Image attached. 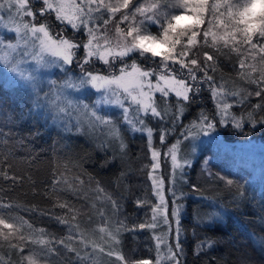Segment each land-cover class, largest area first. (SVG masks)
<instances>
[{
  "label": "snow or ice",
  "instance_id": "6c2138e0",
  "mask_svg": "<svg viewBox=\"0 0 264 264\" xmlns=\"http://www.w3.org/2000/svg\"><path fill=\"white\" fill-rule=\"evenodd\" d=\"M0 67L29 89L26 112L0 102V264H185V185L202 195L187 179L195 142L218 126H264V0H0ZM205 91L214 109L193 115ZM53 133L93 142L112 175L88 172L67 144L36 146ZM129 134L148 161L147 190L132 200L142 221L125 211ZM207 165L201 174L235 187L240 206L244 190ZM220 219L197 210L194 227ZM144 232L154 257L128 249ZM197 238L196 256L217 243ZM251 261L239 252L234 264Z\"/></svg>",
  "mask_w": 264,
  "mask_h": 264
},
{
  "label": "trees",
  "instance_id": "16d2710c",
  "mask_svg": "<svg viewBox=\"0 0 264 264\" xmlns=\"http://www.w3.org/2000/svg\"><path fill=\"white\" fill-rule=\"evenodd\" d=\"M69 34H71L69 30ZM0 102H4V107L7 110L15 109L19 111L23 109L27 111L28 104L18 93H14L10 87L6 85L4 80H0ZM200 109L211 112L214 109L212 101L205 91L201 96L196 98V103L191 105L189 111L194 115L199 112ZM239 112V109H237ZM192 115H189L188 119H191ZM185 120L184 123H187ZM40 123H43L42 120ZM35 125V121L29 123V127ZM43 131V130H42ZM216 134L219 133L224 140H244V139H256L264 142V126H257L252 128L250 125H246L245 131L240 132L231 127L218 126ZM178 134V133H177ZM62 137H64L62 139ZM65 134L56 136L53 133L52 140L48 143H44L43 140H38L36 146L44 144L47 148L49 143L53 141L58 142L57 148L63 151L62 146L67 144L71 147L74 153L79 154L83 158V167L93 175L99 174L104 176L106 173L108 176L112 175L106 169H101L99 166L100 158L104 153L100 152L93 142H87L84 139L78 141L66 138ZM47 140V137L45 136ZM129 143V155L126 160L131 162L132 171L130 173L132 180L130 185V191L125 192V211L128 214L130 220L142 221L145 219V211L142 209H135L132 204V200L135 195H143L147 190L146 177L139 171L144 163H147L145 157V144L138 134L128 136ZM205 146L200 145L201 148L197 154L192 158L194 169L188 170L187 179L190 182H195L200 185L202 195L192 192L185 185L184 191L186 192L185 206L187 214L183 218V224L185 228V264H234L239 252H247L251 258V264H264V249H261L259 245V239L264 237V227H261L258 217L264 212V185L263 187L256 186L251 183L250 179L238 181L235 177L229 174L225 175L233 179L236 184L242 188L246 195V200L237 206L236 201L233 199L232 193L235 192V187L232 192L224 189L222 182L211 181L207 178V174L202 175L200 170V161L204 156ZM23 154V150L19 153ZM50 154V153H49ZM109 155V154H108ZM46 167V164L44 165ZM165 175H167V169L165 168ZM99 176L97 178H99ZM123 191V188H121ZM207 198V199H205ZM44 203H48L44 201ZM209 203L214 206L209 208ZM218 211L222 215L218 226L213 225L212 230L197 231L194 227L195 213L196 211ZM34 222L36 226L49 227L55 230L57 227L53 225L47 217H35ZM203 227V226H201ZM196 232V235L193 233ZM249 234H255L256 241L250 239ZM131 235V234H127ZM139 239L137 241L129 242L128 249L136 248L134 255L155 256L154 251L149 252V247L153 246L151 240V233L144 232L137 234ZM208 236L217 241L212 249H208L202 252L200 256L194 254L195 246L199 243L200 239Z\"/></svg>",
  "mask_w": 264,
  "mask_h": 264
},
{
  "label": "rangeland",
  "instance_id": "374dc122",
  "mask_svg": "<svg viewBox=\"0 0 264 264\" xmlns=\"http://www.w3.org/2000/svg\"><path fill=\"white\" fill-rule=\"evenodd\" d=\"M52 71L53 73L58 72L57 69H53ZM45 78L55 79L56 76H45ZM1 79L4 80L6 85L10 87L14 93L21 95L25 103L28 104L27 96L29 94V89L23 82L12 77L10 73H6L2 67H0V80ZM71 139L76 141L84 139L88 143L91 142L83 136L71 137ZM204 143L206 144L205 154L199 163L200 170L204 166V161L206 160L208 162L207 167L210 168L213 173L229 174L238 181L250 179L251 183L263 187L264 142L256 139H234L228 141L224 140L219 133H213L211 136H201L199 140L195 142V154L201 149L199 146L204 145ZM108 154L111 155L110 152ZM200 212L206 213L207 211Z\"/></svg>",
  "mask_w": 264,
  "mask_h": 264
}]
</instances>
